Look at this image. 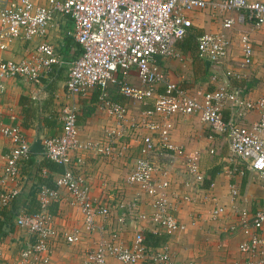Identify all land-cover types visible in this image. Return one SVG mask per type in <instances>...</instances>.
<instances>
[{
	"label": "built area",
	"instance_id": "1",
	"mask_svg": "<svg viewBox=\"0 0 264 264\" xmlns=\"http://www.w3.org/2000/svg\"><path fill=\"white\" fill-rule=\"evenodd\" d=\"M208 8L218 15L235 10L239 12L238 21L245 19L254 29L264 26V0H45L42 5L31 0H0V52L14 40L43 39L48 22L56 14L71 19V35L79 46V53L68 65L65 92L69 96L84 95L97 88L96 105L118 124L116 130L107 132L105 144L87 142L83 146L85 149L98 147L99 155L107 158L114 155L112 143L121 135L120 124L126 117V107L108 98L110 86H116L119 94L127 100H151V106L143 110L138 123L145 130L137 146L139 157L132 163L125 182L134 185L147 198L150 208L147 219L153 232L166 236L176 233L181 225L169 201L171 190L166 172L158 170L149 156L162 152L169 161L180 160L194 180L202 178L193 156L170 140L167 123L170 116H198L213 133L226 134L233 156L245 162L250 170L264 172V93L249 98L233 94L221 86L211 90L189 89L179 82H170L155 61L156 56L179 59L174 45L190 27V14ZM234 21L236 18L224 16L221 29L230 28ZM222 30L201 32L195 36L198 58L217 62L226 56L230 40ZM238 46L239 65L250 66L253 49L246 32L238 34ZM60 63L53 46L43 40L28 46L17 59L0 57V95L4 91L5 78H19L37 84L52 66ZM131 71L136 76L137 85L127 81ZM225 103L240 112L256 111V120L247 126L223 119L221 109ZM76 115L74 103L63 106L59 132L40 138L44 158L63 168L54 177L53 187L39 185L35 191V210L20 211L15 215L13 224L25 231L26 239L17 254L8 260L0 247V264H51L53 239L59 238L66 244L76 243L82 230L95 231L96 217L105 219L110 216L108 205L93 202L88 197L83 159L73 157L77 144ZM0 134L8 142L0 169L2 209L9 206L19 192L23 182L19 165L28 159L30 151L29 142L17 124H0ZM9 184L11 187H7ZM60 188L69 193L80 210L82 228L61 232L54 229L48 207L58 199ZM213 203L211 215L216 218L222 206L215 200ZM138 204L139 199L135 196L128 203L120 201L117 206L127 207L134 217L138 213ZM125 221L123 214L116 216L107 239L98 238L83 255L81 264H105L108 256L119 264H140L144 258L151 264H169L166 245L148 251L138 231L128 246H122L117 236ZM227 229L240 236L237 250L243 257L235 264H264V206L251 214L241 210Z\"/></svg>",
	"mask_w": 264,
	"mask_h": 264
},
{
	"label": "crops",
	"instance_id": "2",
	"mask_svg": "<svg viewBox=\"0 0 264 264\" xmlns=\"http://www.w3.org/2000/svg\"><path fill=\"white\" fill-rule=\"evenodd\" d=\"M42 5L45 0H31ZM236 18L228 29H221L224 16ZM239 12L232 10L223 15L211 9L190 14L191 25L187 29L193 35L194 43L190 49L179 41L174 45L182 56L189 57L194 67L187 76L170 58L155 57V61L170 82H179L189 89L211 90L221 86L238 96L255 98L264 93V26L254 29L250 22L237 20ZM222 30L230 40L226 56L217 62L206 64L198 58L195 36L201 32ZM72 22L66 15L56 14L47 24L43 39L34 37L29 42L14 40L4 51L3 59H17L26 48L41 40L51 44L61 63L52 66L46 76L37 84H30L19 78H5L4 91L0 95V124H17L25 135L29 146L35 139L55 135L60 128V114L63 106L74 103L77 108L76 138L74 156L82 157V170L86 176V192L96 203L108 205L111 214L108 218L96 217L93 232L81 231L76 243L66 244L59 238L51 242V264H81V260L98 238L108 237V231L115 225V218L123 214L125 224L117 236L122 246H128L134 234L149 232L164 236L170 261L169 264H235L242 255L237 250L239 233L229 231L228 225L236 221L241 210L248 214L264 206V172L250 170L246 163L233 156L228 147L226 134H215L202 123L196 115L174 114L167 119L170 140L180 145L191 156L202 178L194 180L180 160L169 161L165 154L156 153L149 159L158 170H164L170 183L169 201L174 207V215L180 222V229L166 236L154 233L147 216V198L134 186L125 182V176L139 155L137 146L140 135L145 130L138 123L143 110L151 106V100H127L119 94L116 86L107 90L108 98L126 107V117L122 121L121 135L114 140L113 157L99 155L98 147L85 149L87 142L105 144L106 134L117 129V121L108 116L95 103L98 90L93 88L84 95L69 96L65 92L64 81L69 63L78 55L79 46L71 35ZM246 32L251 40L253 57L248 67L239 65L240 50L238 34ZM185 36V35H184ZM183 36V37H184ZM174 59V58H173ZM175 60H177L175 58ZM228 72V74H227ZM186 75V76H185ZM174 79V81L172 80ZM128 83L137 85L133 71L127 76ZM158 91L161 88L158 87ZM223 119L235 120L249 125L256 120V111H237L225 103L221 109ZM8 142L0 134V169L2 155L7 152ZM211 150V152H209ZM43 153L29 152L28 159L19 165L23 178L19 192L9 206L0 209V247L5 260L14 257L26 239L25 231L13 224L15 215L20 211L31 212L36 208L35 191L39 185L53 187V179L60 171L51 169V164ZM56 164V163H54ZM54 166V165H53ZM184 182H188L184 185ZM11 187V184L7 185ZM58 199L48 209L57 232L82 228V214L72 202L65 189H58ZM139 199L136 216L127 207L117 206L119 202L128 203L134 197ZM222 206L216 218L212 217L213 200ZM156 247L154 250H159ZM105 264H119L113 257H106ZM140 264H151L144 258Z\"/></svg>",
	"mask_w": 264,
	"mask_h": 264
},
{
	"label": "trees",
	"instance_id": "3",
	"mask_svg": "<svg viewBox=\"0 0 264 264\" xmlns=\"http://www.w3.org/2000/svg\"><path fill=\"white\" fill-rule=\"evenodd\" d=\"M180 42L182 43L183 47L190 49L194 43L193 35L189 32L185 33V36L182 38ZM48 167L60 172L62 171L63 168L60 164H54V163L48 164ZM142 237H143L144 245L146 249H148V251H150V249H155L156 247H159L160 245L163 244L164 241V236L152 234L149 232H144Z\"/></svg>",
	"mask_w": 264,
	"mask_h": 264
},
{
	"label": "rangeland",
	"instance_id": "4",
	"mask_svg": "<svg viewBox=\"0 0 264 264\" xmlns=\"http://www.w3.org/2000/svg\"><path fill=\"white\" fill-rule=\"evenodd\" d=\"M170 60L173 61L177 66H179V68L182 69V72H185L187 76H190V70L192 71L194 67L190 64L189 57L182 56L180 59L175 60L173 58H170ZM172 80L174 81V79Z\"/></svg>",
	"mask_w": 264,
	"mask_h": 264
},
{
	"label": "water",
	"instance_id": "5",
	"mask_svg": "<svg viewBox=\"0 0 264 264\" xmlns=\"http://www.w3.org/2000/svg\"><path fill=\"white\" fill-rule=\"evenodd\" d=\"M204 62L207 64L208 61L204 60ZM29 151L34 152V153H39V152H43V147L40 144V139H35L31 142L30 146H29Z\"/></svg>",
	"mask_w": 264,
	"mask_h": 264
}]
</instances>
